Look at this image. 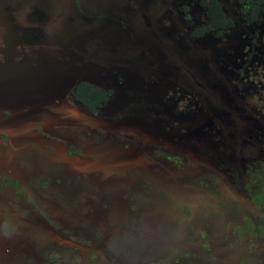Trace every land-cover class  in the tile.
<instances>
[{
  "label": "flooded vegetation",
  "instance_id": "obj_1",
  "mask_svg": "<svg viewBox=\"0 0 264 264\" xmlns=\"http://www.w3.org/2000/svg\"><path fill=\"white\" fill-rule=\"evenodd\" d=\"M27 64L61 104L0 81V264L135 263L168 204L162 240L208 246L171 264H264V0H0V70Z\"/></svg>",
  "mask_w": 264,
  "mask_h": 264
},
{
  "label": "rangeland",
  "instance_id": "obj_2",
  "mask_svg": "<svg viewBox=\"0 0 264 264\" xmlns=\"http://www.w3.org/2000/svg\"><path fill=\"white\" fill-rule=\"evenodd\" d=\"M155 198H157V197L154 196V199L151 202L152 197L150 195L148 196V198H147V203H148L147 207L148 208L153 206L154 202L156 201ZM218 209H219L218 205L211 204L209 201H207V210L205 211V214L208 215L209 220H206V221L201 220V221H203L202 224L200 223V220H194L193 223H197V224H201V225L206 226L207 229H209L212 232L213 235L221 234L222 230H223V227H224V230H226V228H227V226L225 225V222H223L224 221V214L230 213V210L228 208H224L222 210V212L220 214H218L217 213ZM179 211L180 210H179L178 206L174 205V204H168L166 206V208L163 210V212H169L167 215H171L170 214L171 212H173V214H174V213H177ZM147 212H148V210H147ZM150 214L154 218H151L147 222V223H149V227L141 225V228L146 229L147 231L151 230V232H152L151 237L145 238V242L144 243L146 245V248L143 249V250L140 249V251H137V252H134L131 249V247L125 248L126 254H124L123 257H128V259L131 262H135V263H132V264H152V263L154 264L155 261H160V262L168 261V259L166 257H167L169 252L171 254L174 253L175 250H173V249H175V246L182 248L187 243H188L187 246L190 249L193 247V249L196 250V248H197L196 246H202L204 248H208L207 245H199V243L195 241V239L197 237L194 236V235H193V238L191 239V242H190L191 244L189 242H187V236L192 235V231L194 232L195 229H198L199 225H196V224H194V225L197 226V227H192V226H189L187 224H182L181 226L178 227L175 224H173V227L176 226L178 228V229L177 228H175V229L179 232V236L175 237L173 235H171V236L168 235L169 237L167 236L168 237L167 241L165 239L162 240L163 237L160 235L159 230H162L163 227L161 225L164 224L167 215L165 213H162L161 209H155ZM155 218L156 219H161V220L158 221ZM158 222H159V224L160 223L161 224L157 228L155 225ZM183 227L185 228V230L183 229ZM113 229L116 230V228H113ZM154 231H158L160 237L155 235ZM184 231H186V235H184L185 234ZM143 232H145V231H143ZM182 232H183V234H182ZM130 239L132 241V238H130ZM211 240H212V238H211ZM212 241H213V245H214V240H212ZM187 246H185V247H187ZM194 256L196 258L200 259V260L203 259V256L198 255V253H195ZM115 257L117 258L118 256H115ZM151 261H152V263H151ZM95 264H100V263L95 261ZM103 264H109V263L106 261ZM167 264H171L170 261H168Z\"/></svg>",
  "mask_w": 264,
  "mask_h": 264
},
{
  "label": "water",
  "instance_id": "obj_3",
  "mask_svg": "<svg viewBox=\"0 0 264 264\" xmlns=\"http://www.w3.org/2000/svg\"><path fill=\"white\" fill-rule=\"evenodd\" d=\"M49 58L56 59L50 56ZM27 65L28 69L25 67H12L13 71L0 70L1 84H7L13 89L10 93L12 98H9V100L14 105L16 112L19 113L27 106L49 102L50 106L44 107L47 111L53 109L52 107L59 109L61 103H53V100L58 98V94L53 89L55 83L50 81L51 75L45 71L46 66L41 64L36 69L29 64ZM5 81L8 82L5 83ZM0 101L4 102L2 99ZM12 104L8 103L9 106L13 107Z\"/></svg>",
  "mask_w": 264,
  "mask_h": 264
}]
</instances>
